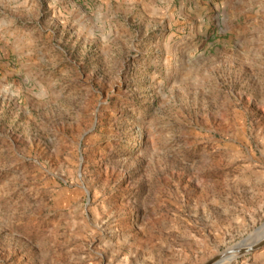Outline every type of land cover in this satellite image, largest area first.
I'll return each mask as SVG.
<instances>
[{"label": "rangeland", "instance_id": "obj_1", "mask_svg": "<svg viewBox=\"0 0 264 264\" xmlns=\"http://www.w3.org/2000/svg\"><path fill=\"white\" fill-rule=\"evenodd\" d=\"M262 224L264 0H0V264H204Z\"/></svg>", "mask_w": 264, "mask_h": 264}, {"label": "water", "instance_id": "obj_2", "mask_svg": "<svg viewBox=\"0 0 264 264\" xmlns=\"http://www.w3.org/2000/svg\"><path fill=\"white\" fill-rule=\"evenodd\" d=\"M263 227H264V224L256 228L253 231L252 235L260 232ZM252 235H249L246 238L240 240L238 243L222 251L220 254L216 255L215 257L208 260L204 264H219V263L224 262L225 260H232L236 257L251 254L254 251L260 249L262 246H264V234H262L255 241L250 242Z\"/></svg>", "mask_w": 264, "mask_h": 264}, {"label": "bare ground", "instance_id": "obj_3", "mask_svg": "<svg viewBox=\"0 0 264 264\" xmlns=\"http://www.w3.org/2000/svg\"><path fill=\"white\" fill-rule=\"evenodd\" d=\"M252 240V239H251ZM226 262L228 261V260H225ZM224 261V263L222 262V263H219V264H225L226 262Z\"/></svg>", "mask_w": 264, "mask_h": 264}]
</instances>
